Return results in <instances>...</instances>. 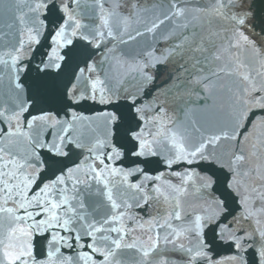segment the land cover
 Wrapping results in <instances>:
<instances>
[{
  "label": "snow or ice",
  "instance_id": "obj_1",
  "mask_svg": "<svg viewBox=\"0 0 264 264\" xmlns=\"http://www.w3.org/2000/svg\"><path fill=\"white\" fill-rule=\"evenodd\" d=\"M17 3H31L29 11L38 13L44 29L42 33L35 27L25 29L26 38L34 39V47L31 41L25 45L18 37L9 48L5 39L8 33L0 31V82L7 79L17 93L24 90L22 102L17 95L4 92V101L0 103V142L24 133L31 135L30 130L39 122L45 147L36 145V154L44 157L46 165L48 162L61 165L49 175L45 174L47 168L41 171L29 189V196L83 159L81 155L71 164L65 162L73 152L82 153L73 134L76 131L81 137L90 134L88 123L76 128L90 116H106L105 124L113 121L111 148H106L104 155L113 150L123 152L114 167L138 170L128 177L132 197L113 209L123 221V228L117 226L120 221L109 215L104 220V224L110 225L108 234L103 235V226L89 227L83 236L59 225L41 233L34 226L44 218L43 205L15 207L18 198L8 199L4 195L7 190L0 184V195H4L0 201V264H46L54 250L67 258L68 264H74L73 258L81 255L88 258L87 264H264V250L260 247L264 233L257 230L250 215H240L246 204H250L252 212L264 213V141L253 142L246 148L254 123L264 118V108L248 112L231 133L225 131L201 140L186 150L182 158L173 154L165 160L151 139L148 151H144V141L140 139L145 132L147 138L152 137L153 129L148 127L150 121L155 123L152 117L167 114V108L158 99L160 94L168 95L174 87L185 86L190 94L208 79L200 62V57L208 54V45L194 31H189V24L183 21L185 8H201V0H17ZM227 4L239 13L230 18L235 22V30L255 48L258 56H264V43L257 39L264 38V8L253 13L254 5L249 0L242 4L227 0ZM224 6V0H220L219 7ZM25 15L17 17L21 25L25 24ZM252 16L254 23L249 19ZM166 27L168 31H164ZM177 28L181 31L177 32ZM161 30L163 34L158 36ZM221 39L227 43L226 37ZM141 42L143 47L130 46ZM25 47L30 54L21 58L18 53ZM213 58L220 59L219 51ZM254 95L258 96L259 90ZM84 105L97 108L83 112ZM120 108H125L126 113ZM125 122L130 148L119 139L121 124ZM54 138L62 149L60 155L52 147ZM223 141L231 146L226 163L213 158ZM161 147L173 145L165 141ZM14 155L0 143V179L14 163ZM129 155L133 160L126 164ZM151 162L157 163L155 170L146 166ZM181 172L186 175L182 177ZM161 181L171 188L161 186ZM188 195L213 204L218 201L223 209L212 222L202 220V244L195 251L191 240L196 233L184 235L175 227L192 216L181 213V202ZM234 220L248 222L250 227L236 228ZM17 225L29 228L30 252L21 248L22 237L14 232ZM57 231L62 239L53 249L49 245L56 244L52 237ZM226 233L234 234L225 238ZM216 247L226 248L227 252L218 254ZM78 264L86 262L79 260Z\"/></svg>",
  "mask_w": 264,
  "mask_h": 264
},
{
  "label": "water",
  "instance_id": "obj_2",
  "mask_svg": "<svg viewBox=\"0 0 264 264\" xmlns=\"http://www.w3.org/2000/svg\"><path fill=\"white\" fill-rule=\"evenodd\" d=\"M249 2L254 5L253 13L264 8V0H249ZM201 3V8L186 7L183 21L189 24V31H194L197 38L204 39L208 45V54L200 57L201 66L204 67L208 79L202 87H196L190 94L187 86L174 87L168 95L160 94L158 99L164 103L167 114L152 117L155 123L150 121L148 125L153 129L151 138H147V132L140 136V139L144 141L142 146L144 151H148V139H151L158 153L165 160L171 159L173 154L177 158L184 157L186 150H191L201 140L220 136L225 131L231 133L235 124L242 123L248 112L254 108H264V56H258L255 48L235 30V22L230 18L233 15L239 16V13L234 8L228 7L227 0H224L223 9L219 7L220 0H201ZM237 3L242 4L244 0H237ZM30 6L31 3L20 5L17 0H0V31L8 33L5 39L9 48L15 45L18 37L23 39L25 45L31 41L32 46H35L32 37L26 38L25 29L35 27L38 33L43 32L44 25L39 22L38 13L33 14L29 11ZM22 14H26L24 25H21L17 19ZM249 19L255 22L254 16ZM164 31H168V28L166 27ZM176 31L179 32L181 29L177 28ZM162 34L163 30L157 33L158 36ZM222 36L227 38V43L221 39ZM257 39L264 43V38ZM217 44H222L223 47L217 48ZM233 44H235L234 47ZM130 46L143 47V43H133ZM217 51L220 54L219 60L213 58ZM28 54H30L28 47L18 53L21 58ZM53 55L56 56L55 53ZM56 58L58 62V57ZM257 90H259L258 96L254 95ZM6 91L17 95L20 101H23L24 90L20 89L17 93L5 79L0 82V103L4 101ZM40 106L42 105H38ZM96 108L97 106L84 105L81 111L90 113ZM120 111L126 113L125 108H120ZM110 115L111 113H108V116ZM106 119V116H90L76 125L79 129L82 123H88L91 132L87 137H81L79 131L74 132V142L83 151L82 153L73 152L72 157L65 162L71 164L72 160L81 155L83 159L62 175H58L55 180L46 183L39 192L31 196L28 194L29 189L39 173L47 168L48 171L45 174L49 175L52 170L61 166L53 165L51 162L46 165L44 157L36 154V145L45 147L42 124L37 122L36 128L30 130L31 135L24 133L22 136L7 138L0 142L15 154L14 163L6 169V174L0 179L3 189L7 190L4 195L8 199L18 198L15 207L31 208L33 205H43L44 218L34 226L35 230L42 233L59 225L60 228L78 232L83 236L89 227L103 226L105 231L101 235L108 234L110 225L104 224V220L109 215L120 221L117 226L123 228V221L115 215L113 209L117 205H122L126 198L132 197L131 189L127 186L128 177L138 168L125 170L123 167H114L116 161L123 156V152L113 150L104 155L105 149L111 148L113 122L109 120L105 124ZM167 125L171 127L168 128ZM126 131L127 122L121 124L119 139L130 148L131 145L128 144L125 135ZM165 141L170 142L173 147L162 148L161 144ZM256 141H264V118L254 123L246 148ZM52 147L56 149L58 155L62 153L59 141L55 138L52 141ZM230 147L228 141H223L216 149L213 158L220 163H226ZM4 159L7 162L8 156L5 155ZM132 160L133 156L129 155L125 163L130 164ZM146 166L150 170H155L158 165L156 162H151ZM185 175L181 172L182 177ZM193 175L196 174L193 173ZM141 182L145 183L146 180ZM208 182L210 183V179ZM160 183L163 187L171 188V185H164L163 181ZM4 195H0V201L4 199ZM222 211L218 201L213 204L188 195L187 199L181 202V213L182 215L192 213V216L188 222H182L175 227L184 235L196 233L191 240L195 251L202 244L200 239L202 220L212 222ZM240 215H250L253 221H256L257 230L264 233V213L252 212L250 204H246L245 211ZM233 224L236 228L250 227L248 222L242 220H234ZM14 232L22 237V250L30 252L32 237L29 228L17 225ZM141 234L144 233L141 232ZM233 234L226 233L225 238ZM208 238L212 239L211 231L208 233ZM61 239L57 231L52 237L56 244L52 245L50 242V248L58 247ZM64 244L67 245V239H64ZM260 247L264 250V241H261ZM215 252L224 254L227 249L216 247ZM73 259L74 264H78L79 260H84L86 264L88 261L84 255ZM60 261L68 264L67 258L54 250L46 264H60Z\"/></svg>",
  "mask_w": 264,
  "mask_h": 264
}]
</instances>
